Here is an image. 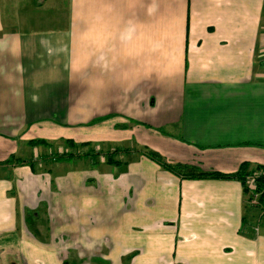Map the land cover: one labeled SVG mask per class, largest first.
<instances>
[{
	"label": "crops",
	"instance_id": "1",
	"mask_svg": "<svg viewBox=\"0 0 264 264\" xmlns=\"http://www.w3.org/2000/svg\"><path fill=\"white\" fill-rule=\"evenodd\" d=\"M33 1L0 0V264H71L20 222L22 199L36 207L46 189L27 163L45 151L34 138L131 151L93 172L55 162L66 191L50 229L79 264L133 250L130 264H264L240 180L183 177L145 152L204 171L264 165V0Z\"/></svg>",
	"mask_w": 264,
	"mask_h": 264
},
{
	"label": "rangeland",
	"instance_id": "2",
	"mask_svg": "<svg viewBox=\"0 0 264 264\" xmlns=\"http://www.w3.org/2000/svg\"><path fill=\"white\" fill-rule=\"evenodd\" d=\"M35 1L31 2L30 7L32 9L35 8L36 3L38 2V0H35ZM60 3L64 4L63 0H58V4H60ZM26 5H28V3ZM46 5L48 6L46 9H48V13H49L50 12V6L47 3H46ZM56 7L58 8V6L55 5L54 9ZM28 11H30V10H28ZM9 18H13V17H9ZM43 19L44 20H42V24L41 23L40 24L44 27H51V26L56 27L57 25H59V23L51 22L48 18L45 19V17H43ZM7 25H8L7 29H12V28H15V29L21 28L22 29L23 27H27L26 23H24V22L19 23V22L10 21ZM159 92L163 93V94L166 93L162 89ZM178 92H179V88L176 90H173L171 93V96H175V95L179 96ZM151 103H153L152 98H151ZM157 106L158 105H156V108H157ZM176 128L177 127H175V125H172L171 126L172 132H174L173 130H176ZM52 147H53L52 151L49 150L50 147H42L41 149L45 148L44 153L43 152L39 153L37 157H35L33 160H31L32 163L35 164L34 168L31 167L33 172H37L39 174H42L43 178L46 181L44 183L46 189L43 190L45 192H42L39 195V197H38L39 199L37 198V200L39 201V205L36 207H33V208L25 207L24 201H26L28 199L27 198L22 199L23 204L20 203V205H19L20 222L27 225V227L25 226L26 229H24V234L26 235V237L31 238V239H34V238L38 239L39 242H43V244H45L47 246L61 249L62 252L64 253V255H67V253L70 252L69 253V255H70L69 260H71V264H79L78 258L76 257L77 256L76 246L73 249V246L71 245V247H69V248L70 249L72 248V249L71 250L67 249L68 244H69V240H68L66 232L65 231H55L53 229H50L51 223L55 224L56 222H62L61 221V218H62V215H61L62 214L61 213L62 212V209H61L62 202H61V199L59 196L65 195V192L63 194H61V192L66 191L64 184L60 185L61 183H58V182L54 183V182H56L55 181V177H56V171L55 170L56 169H55L54 165H55V162H57V161L52 158V154L63 153V152H73L75 154L74 155L75 159H73V160H75L74 162L76 164V169H78V170L79 169H81V170L85 169L87 172H93L94 170L89 165V159H85L87 162V165L86 166L83 165L84 163H86L83 158H84V156H85L84 154L87 152V150L89 148H94L95 150L100 152L98 157L105 159V161L107 158L106 157L107 153L111 152L112 150L106 149L105 147L102 148L101 146L96 145V144H90L89 146H77L74 149V148L67 147L64 141L53 142ZM25 148H26V150H25ZM29 150H30L29 146L28 147H27V145L21 146V152L22 153L29 151ZM120 156H121V154H117L116 157L119 158ZM25 162H27V161H25ZM27 163H29V162H27ZM30 164L31 163H29V165ZM63 170H65V169H63ZM170 172L174 173L173 171H170ZM250 185L252 186V188H254V183L252 182V180H250ZM60 186H62V187L60 188ZM14 193H17L16 189H14ZM249 195L250 194H246V196H247V200H246V213H247V215H246V220H247L246 226H250L249 232L253 233V231H257V229H258L257 225H260V226L264 225V211L260 207H257L256 205L254 206V203L257 202V196L258 195L252 196L253 200L249 199ZM32 204H33V202H32ZM252 213H254V215H252ZM246 230H247V227H246ZM61 244H62V246H61ZM137 253H138V250H133L130 253H128V255H126L123 259L124 264H130V262L133 260V258L135 257V255ZM73 258H75L74 261H72ZM97 263H99V262H93V264H97Z\"/></svg>",
	"mask_w": 264,
	"mask_h": 264
},
{
	"label": "trees",
	"instance_id": "3",
	"mask_svg": "<svg viewBox=\"0 0 264 264\" xmlns=\"http://www.w3.org/2000/svg\"><path fill=\"white\" fill-rule=\"evenodd\" d=\"M65 144L70 148H75L77 146H89V142H76L72 139L64 140ZM28 143L32 146H43L51 147L52 143L44 138H34L30 139ZM130 149H114L111 152L107 153L106 162L109 164H121V160L117 159V154L125 155L130 153ZM146 154L152 159L158 161L163 168L173 171L174 173L181 175L187 178H220V179H237L240 180L244 186V192L249 195V199H252V196H257V202L254 203V206L260 207L264 211V165H257L254 168L252 167L249 161H244L240 164L239 168L235 172L226 173L218 170L214 171H204L199 167L188 164V163H170L168 162L159 152L147 149L145 150ZM100 152L94 148H89L84 154L90 160L92 167H96L100 164L98 158ZM73 152H63V153H54L52 158L56 161L69 160L74 157ZM12 158H9L0 163H10ZM31 167L34 168L35 164L32 161ZM250 180L254 183V188L250 185ZM64 264H67L64 262Z\"/></svg>",
	"mask_w": 264,
	"mask_h": 264
}]
</instances>
